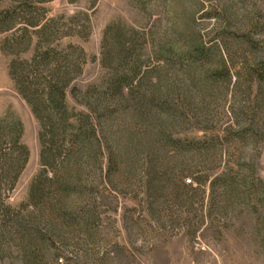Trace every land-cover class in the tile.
<instances>
[{"label":"rangeland","instance_id":"rangeland-1","mask_svg":"<svg viewBox=\"0 0 264 264\" xmlns=\"http://www.w3.org/2000/svg\"><path fill=\"white\" fill-rule=\"evenodd\" d=\"M136 66L120 102L109 83ZM58 79L61 149L88 114L98 164L60 157L72 188L33 206ZM14 125L28 158L2 181L0 264H264V0H0L3 150Z\"/></svg>","mask_w":264,"mask_h":264},{"label":"trees","instance_id":"trees-1","mask_svg":"<svg viewBox=\"0 0 264 264\" xmlns=\"http://www.w3.org/2000/svg\"><path fill=\"white\" fill-rule=\"evenodd\" d=\"M119 40V39H118ZM187 51H184L183 54H187ZM182 54V55H183ZM46 55V52L45 54ZM45 59V56L43 57ZM140 70L138 69V66L133 67L130 69V72L127 74H115L116 76L112 78V80L109 83L108 91L110 90L114 96L118 97V100L122 102L124 100L123 94L125 91L128 94H133V90L135 87L141 86L142 81H140L138 78ZM67 83V80H49L46 82V85L44 86V93L46 95V98L43 100L42 103L44 104V107L46 106H52L49 111V109L44 110L45 114H43V111L40 109L35 110L36 115L39 116L40 119L43 121V128L44 133L43 136V144L47 145L44 146V148L41 150L40 154V160L41 163L45 166L51 167L53 174L51 176H45L44 170L43 172L36 175L31 182L29 183L28 192H27V201L33 204V206H36V203L42 201V200H52L54 199L57 193L61 194L62 192H69L72 188V182L66 178H61V176H58L56 174V169L54 170V163L57 159L63 156V160L65 161L76 152H86L91 160L93 161L94 165L98 164L97 160V154L99 151V140L97 136H95L94 128L90 125V117L88 114L81 115L79 118V122L77 126L72 125V128H74L75 133L71 134V142L78 143V147H76V150L70 149V150H64L62 151V143L61 141V135H66V129L68 127V124L66 123V110H65V103H64V86ZM135 83V84H134ZM87 95L90 96L92 92L87 91ZM100 94H103V92H100ZM84 96V95H83ZM145 98V96H143ZM47 101V102H46ZM155 96L150 97V100L148 103H154ZM147 103V104H148ZM146 104V106H147ZM88 107L86 103H84ZM95 107V106H94ZM97 107V106H96ZM43 109V108H42ZM96 110V109H95ZM18 124V123H17ZM15 126V125H14ZM10 131V136H1L2 140H4V143H7V148L3 150L0 148V206L3 204L2 202V181H6V183H10L12 185L15 180L17 179L20 171L23 169L26 160L28 158V150L27 147L19 142L18 138V131L17 127H12ZM41 136V137H42ZM166 138H169V136L165 135ZM177 142V141H175ZM72 143V144H73ZM178 143V142H177ZM2 144V143H0ZM197 143L190 142L188 145H195ZM62 160V161H63ZM153 171V170H152ZM148 171L147 172V178L146 183L147 187L151 188V186H155L153 184V180L156 181L157 178H159L158 174L154 175L155 172ZM3 179V180H2ZM55 202V204L52 205L55 206L54 208L57 209V211L60 212V215L63 214L65 216L70 217L69 210L65 209V207H61V205ZM6 211H9V205H4L3 207ZM63 211V212H62ZM87 215V214H86ZM31 216V215H30ZM29 216L30 221L32 220ZM90 215H88L89 217ZM63 217V216H62ZM29 221V222H30ZM31 223V228H27V233L29 235H33V237L38 238L39 237V230L35 228L33 225L34 222ZM38 233V234H37ZM41 236V235H40ZM31 237V236H30ZM33 237L31 239H33Z\"/></svg>","mask_w":264,"mask_h":264}]
</instances>
